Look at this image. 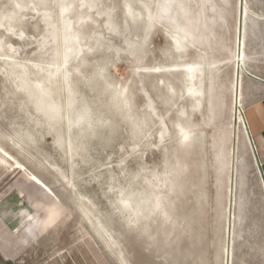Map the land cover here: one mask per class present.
I'll return each instance as SVG.
<instances>
[{
    "label": "rangeland",
    "instance_id": "374dc122",
    "mask_svg": "<svg viewBox=\"0 0 264 264\" xmlns=\"http://www.w3.org/2000/svg\"><path fill=\"white\" fill-rule=\"evenodd\" d=\"M242 14L237 0H0V264H228ZM248 175L230 264H264Z\"/></svg>",
    "mask_w": 264,
    "mask_h": 264
},
{
    "label": "crops",
    "instance_id": "0c3cea01",
    "mask_svg": "<svg viewBox=\"0 0 264 264\" xmlns=\"http://www.w3.org/2000/svg\"><path fill=\"white\" fill-rule=\"evenodd\" d=\"M237 11L243 14L232 66L237 81L238 107L244 113L246 127H242L244 132L236 139L235 170L236 165H240L242 175L237 185L235 177L234 195L237 189L238 204L234 205L233 201L229 248L233 241L237 244L242 241L244 222L239 218L244 205L243 192L251 186L243 175L247 174L248 178V173L255 172L264 198V0H237ZM238 151H242V156Z\"/></svg>",
    "mask_w": 264,
    "mask_h": 264
},
{
    "label": "bare ground",
    "instance_id": "6f19581e",
    "mask_svg": "<svg viewBox=\"0 0 264 264\" xmlns=\"http://www.w3.org/2000/svg\"><path fill=\"white\" fill-rule=\"evenodd\" d=\"M189 64V63H188ZM216 66V65H215ZM189 68V67H188ZM192 70V69H191ZM237 81H236V77H235V80H234V85H233V92H234V98H233V101H234V105H235V107H236V109H237V107H238V93H237ZM194 94V93H193ZM236 111V110H235ZM242 113V112H241ZM235 121L237 122V124H239V125H241L243 128H245L246 127V122H245V118L241 115V116H238V113H237V111H236V114H235ZM236 134V133H235ZM234 135V134H233ZM235 135H234V140H235ZM236 142H237V140H236ZM238 149V148H237ZM239 152V155L241 154V156H242V151H238ZM231 153H232V157H231V170H232V174H233V169H234V167H233V157H234V145H233V147H232V149H231ZM239 158V157H238ZM250 163V162H249ZM235 177H236V182H238V179H241V175H242V171H241V167H240V165H236V170H235ZM231 184H232V175H231ZM230 192H231V186H230ZM236 190H235V195H234V199H233V201H234V205H236ZM230 197V196H229ZM230 211H228V212H230V215H229V220L231 219V215H232V209H231V201H230ZM233 217V216H232ZM228 223V230H227V232H228V237H229V235H230V230H231V228H230V223L231 222H227ZM230 242V241H229ZM229 249L230 248H228V256H229Z\"/></svg>",
    "mask_w": 264,
    "mask_h": 264
},
{
    "label": "water",
    "instance_id": "95a60500",
    "mask_svg": "<svg viewBox=\"0 0 264 264\" xmlns=\"http://www.w3.org/2000/svg\"><path fill=\"white\" fill-rule=\"evenodd\" d=\"M234 140V157H233V174H232V184H231V192H230V201H231V209L233 208V199H234V189H235V163H236V139L237 136L235 135ZM231 226H232V215H231Z\"/></svg>",
    "mask_w": 264,
    "mask_h": 264
}]
</instances>
